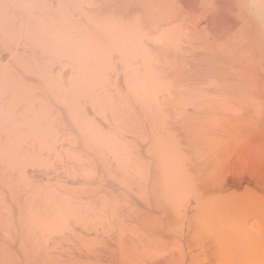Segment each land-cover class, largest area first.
Masks as SVG:
<instances>
[{
	"label": "rangeland",
	"instance_id": "374dc122",
	"mask_svg": "<svg viewBox=\"0 0 264 264\" xmlns=\"http://www.w3.org/2000/svg\"><path fill=\"white\" fill-rule=\"evenodd\" d=\"M260 120L264 0H0V264H264Z\"/></svg>",
	"mask_w": 264,
	"mask_h": 264
},
{
	"label": "bare ground",
	"instance_id": "6f19581e",
	"mask_svg": "<svg viewBox=\"0 0 264 264\" xmlns=\"http://www.w3.org/2000/svg\"><path fill=\"white\" fill-rule=\"evenodd\" d=\"M147 12V11H146ZM155 17V16H154ZM235 51V50H234ZM238 51V50H237ZM254 52V51H253ZM247 54V53H246ZM237 56V55H236ZM197 57V56H196ZM207 57V56H206ZM238 59V58H237ZM246 61V60H245ZM196 63V62H195ZM209 65V64H208ZM224 66V65H223ZM240 73V72H239ZM229 78V77H228ZM241 80V79H239ZM257 88V87H256ZM191 89H194V88H191ZM259 90V89H258ZM186 91V89H185ZM192 92V91H191ZM189 92V93H191ZM220 92V91H219ZM258 92V91H257ZM195 93V92H194ZM204 93V92H203ZM202 93V94H203ZM259 93V92H258ZM254 94V92H253ZM252 94V96H253ZM191 95H194V94H191ZM199 95V94H198ZM224 95V94H223ZM200 96V95H199ZM196 97V96H195ZM203 97V96H202ZM205 97V96H204ZM208 101V100H207ZM201 103V102H200ZM215 103V102H214ZM218 103V101L216 102ZM199 108V107H198ZM233 111V109H232ZM231 111V112H232ZM186 115V114H185ZM237 119H241L239 117H237ZM226 121V120H225ZM239 121L238 120L237 122H233L231 123V129L232 130H236V131H240L241 128H238V127H241V125H239ZM228 122H230L228 120ZM253 123L252 126H251V130L256 133L258 136H255V138H245V139H242L241 140V144L239 145V151L237 153H243V148L245 147L246 149V152L247 154H250L252 153L253 155H256L254 157H257L258 155L257 154H264V136H261V133L259 134L260 130H264V120H260V121H257V122H251ZM182 125V124H181ZM262 126V128H260ZM245 133H248L247 131ZM193 134V133H192ZM157 137V136H156ZM249 140V141H248ZM236 142V141H235ZM251 143H253V145L257 148H259L258 151H260L261 153H257V149L254 150L255 148H252L253 146H251ZM243 146V147H242ZM252 151V152H250ZM253 151H256V153H253ZM245 154V156L247 155L245 152L243 153ZM236 156V159L239 160V156L240 154L238 155H235ZM242 157V156H241ZM244 157V155H243ZM229 158V157H228ZM247 159V158H246ZM236 160V161H237ZM235 161V162H236ZM227 163V162H226ZM260 163V162H259ZM259 165V164H258ZM264 166V165H262ZM224 172H221L220 175H222L223 177V180H226L225 182L230 185V186H234V187H237L239 185H241L242 182H246L247 184H252L254 187H261V189H264V181H261L257 178H252L251 176L249 175H246L245 173V170L240 167L239 165L236 166L235 164H228L227 166L224 167L223 169ZM216 183V182H215ZM223 186V185H222ZM257 200V199H256ZM262 210H264V208H262ZM257 215H261V216H258L256 217L255 219H253V221L250 223V226H254V230L252 229L251 231V234H249V232H247L248 230L245 229V225H243V223L241 224L243 227H244V232L243 233V238L247 235H249V239L248 242L250 243V245H253L255 248H257L258 250V253H260L259 251H264V247H261V246H264V211H262V214H258ZM239 224V223H238ZM238 226V225H236ZM240 226H238L239 228ZM237 228V227H236ZM246 230V231H245ZM241 231V230H240ZM240 234V233H239ZM246 240V238H244ZM247 241V240H246ZM247 242V243H248ZM248 243V244H249ZM252 243V244H251ZM256 250V249H255ZM165 260V259H164ZM166 262V261H165ZM162 263V262H161Z\"/></svg>",
	"mask_w": 264,
	"mask_h": 264
}]
</instances>
